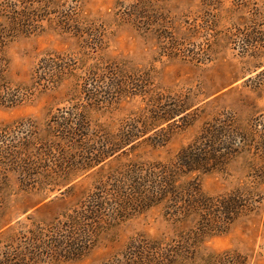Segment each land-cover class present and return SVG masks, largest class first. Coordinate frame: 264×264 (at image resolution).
<instances>
[{"label":"rangeland","instance_id":"rangeland-1","mask_svg":"<svg viewBox=\"0 0 264 264\" xmlns=\"http://www.w3.org/2000/svg\"><path fill=\"white\" fill-rule=\"evenodd\" d=\"M25 1L0 0V4L15 15ZM47 4L35 8L39 17L29 28L21 24L16 29L7 18L8 10L0 9V35L6 37L1 49L0 136L12 128L9 140L24 139L34 147L52 139L64 122L63 111L81 102L94 125L105 132L148 130L156 137L154 147L142 145L129 159L169 162L202 133L206 123L226 116L247 126L264 115V0H49ZM63 15L76 18L67 24V31L59 24ZM240 32L251 34L255 45L236 42ZM50 65L58 66L54 74L55 66ZM98 85L103 91L91 102L85 93ZM16 95L20 100L13 106L10 101ZM185 107L190 110L173 118ZM162 140L167 143L158 146ZM55 159L59 154L49 165L58 174ZM243 162L231 161L222 170L193 173L181 181L199 185L206 196L226 195L247 181ZM97 169L74 175L78 196L93 188ZM19 175L0 169V219L8 223L0 232V257L35 225L56 223L54 218L73 201L59 200L64 193L60 191L39 205L55 199L49 208L29 210L38 198L23 189ZM259 201L252 213L227 231L188 239L180 236L194 231L193 224L177 226L168 220L164 207H152L114 222L78 259L63 254L33 264L117 260L146 264L129 253L138 248L135 240L143 238L163 243V248L182 249L171 258L174 264H233L238 256L246 259L245 264H264V197Z\"/></svg>","mask_w":264,"mask_h":264},{"label":"trees","instance_id":"trees-1","mask_svg":"<svg viewBox=\"0 0 264 264\" xmlns=\"http://www.w3.org/2000/svg\"><path fill=\"white\" fill-rule=\"evenodd\" d=\"M48 1L26 0L13 16L5 4H0V9L1 12L8 10L10 16L7 18L13 21L16 29L21 24L29 28L31 22L34 23L39 17L35 8L42 5L47 7ZM63 16L59 24L67 31V24H74L76 18ZM236 36L237 39L241 38L236 42H244L246 46L255 45L251 34L240 32ZM5 39L0 35V78L3 74L1 49ZM53 62L54 59L50 63ZM50 66H55L52 69L54 74L58 66ZM87 75L89 77L91 73ZM7 91L6 88L3 94ZM102 91L98 85L95 91L85 94L92 102L96 101L93 97L98 98ZM19 100L20 95H16L10 102L16 106ZM87 108L81 102L66 108L61 115L64 122L58 124V129L52 133L53 138L34 147L26 145L24 139L21 143L9 140L8 135L13 133L9 130L12 128L3 130L0 136V169L4 174L19 173L23 189L28 195L38 198L29 210L36 208V211H43L49 208L55 199L39 205L60 191L64 193L59 200L70 197L73 201L70 208L54 218L56 223L35 225L15 245L7 247L0 257V264H33L39 259L63 254L66 259H78L97 245L101 234L109 230L114 222L124 221L133 214L156 206L164 207L168 220L173 224L191 223L195 226L194 231L187 236L181 235V238L223 233L238 219L252 213L259 200L263 199L264 115L253 119L247 126L234 117L215 119L206 123L202 133L182 148L173 161L149 162L142 157L135 160L129 158L142 145H156V137L149 135L151 132L145 130L139 135L135 130H121V134L112 135L94 125ZM189 110L185 107L182 111H175L173 118ZM60 127L62 130H59ZM166 143V140H162L158 146ZM57 154L59 159H55L54 163L59 168L58 174L52 171L53 165H49ZM240 159L247 167V181L229 194L206 196L199 185L181 181L193 173L207 174L222 170L231 161ZM95 169L93 188L78 196L79 182L74 175ZM54 172L57 175L53 176ZM7 225L0 219V232ZM133 244L138 248L131 250L130 256L146 264H174L170 263L173 255L183 251L163 248V243L145 238L135 240ZM236 258L233 264H245V258ZM111 264L122 263L117 260Z\"/></svg>","mask_w":264,"mask_h":264}]
</instances>
